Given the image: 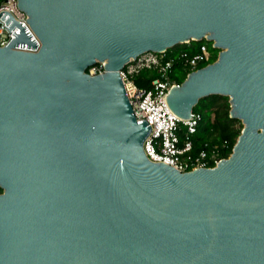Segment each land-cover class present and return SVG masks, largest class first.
Masks as SVG:
<instances>
[{
    "label": "water",
    "instance_id": "95a60500",
    "mask_svg": "<svg viewBox=\"0 0 264 264\" xmlns=\"http://www.w3.org/2000/svg\"><path fill=\"white\" fill-rule=\"evenodd\" d=\"M17 3L40 48L14 50L39 45L0 14V264H264V0ZM203 40L217 60L167 104L187 119L226 97L243 128L218 166L179 173L144 155L119 74Z\"/></svg>",
    "mask_w": 264,
    "mask_h": 264
},
{
    "label": "built area",
    "instance_id": "2783aa9c",
    "mask_svg": "<svg viewBox=\"0 0 264 264\" xmlns=\"http://www.w3.org/2000/svg\"><path fill=\"white\" fill-rule=\"evenodd\" d=\"M17 1L0 0V14L6 12L11 15L15 22H23L39 45L36 51L14 50L36 53L39 51L40 43L26 22L28 20L27 15L18 8ZM3 26L4 23L0 21V48H4L10 40V33ZM210 58L211 53L204 45L201 46L199 53L194 55L181 54L178 59L189 70V75L199 70V66L209 65ZM165 59L166 52L160 54L145 53L130 60L119 74L133 116L138 123H142L144 120L150 126V133L143 144L144 155L149 161L164 164L179 173L215 168L225 160L220 156V151L217 148L192 154L193 146L190 137L196 133L201 115L193 111L189 118L182 119L176 116L167 104L166 99L169 92L179 85L172 83L169 79L174 58ZM152 69L157 70L159 77L151 82L148 89L138 88L133 82L134 77L144 70ZM89 72L91 76L102 75L104 72L103 64H96L95 67L90 68ZM181 128L185 130L183 143H180L179 137Z\"/></svg>",
    "mask_w": 264,
    "mask_h": 264
},
{
    "label": "trees",
    "instance_id": "16d2710c",
    "mask_svg": "<svg viewBox=\"0 0 264 264\" xmlns=\"http://www.w3.org/2000/svg\"><path fill=\"white\" fill-rule=\"evenodd\" d=\"M204 45H206L208 51L211 53L208 64H212L217 60L219 50L213 49L211 47L212 43L209 42L207 44L205 40L195 43L194 41H190L187 44L178 45L166 51L165 60L174 58V63L169 74V79L172 83L181 85L189 73L184 63L178 59L181 54L194 55L199 53L201 46ZM204 67L205 65H201L198 69ZM158 77L157 70H144L134 77L133 82L138 88L148 89L151 82ZM193 111L201 115V121L196 133L190 137L193 146L192 154L195 155L199 151L217 148L220 151V156L223 159H227L231 155L233 146L243 128L241 122L229 117V99L220 96H210L200 100ZM179 137L180 143H183L185 141V130L183 128L179 131ZM1 193L2 190L0 189Z\"/></svg>",
    "mask_w": 264,
    "mask_h": 264
},
{
    "label": "rangeland",
    "instance_id": "374dc122",
    "mask_svg": "<svg viewBox=\"0 0 264 264\" xmlns=\"http://www.w3.org/2000/svg\"><path fill=\"white\" fill-rule=\"evenodd\" d=\"M205 42H206L207 44L209 43V42H208V41H206V40H205ZM89 71H90V69H89ZM89 73H90V72H89ZM89 73H88V74H89Z\"/></svg>",
    "mask_w": 264,
    "mask_h": 264
},
{
    "label": "bare ground",
    "instance_id": "6f19581e",
    "mask_svg": "<svg viewBox=\"0 0 264 264\" xmlns=\"http://www.w3.org/2000/svg\"><path fill=\"white\" fill-rule=\"evenodd\" d=\"M104 64H106V63L104 62Z\"/></svg>",
    "mask_w": 264,
    "mask_h": 264
}]
</instances>
